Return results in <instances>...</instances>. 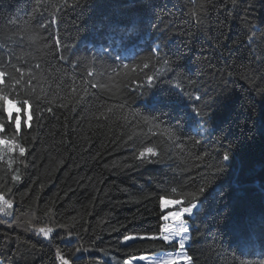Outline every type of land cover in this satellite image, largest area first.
I'll return each mask as SVG.
<instances>
[{"label":"trees","instance_id":"1","mask_svg":"<svg viewBox=\"0 0 264 264\" xmlns=\"http://www.w3.org/2000/svg\"><path fill=\"white\" fill-rule=\"evenodd\" d=\"M77 2L83 11L73 7ZM53 14L57 24L40 28ZM133 22L139 35L127 41V50L112 44L123 63L101 51L109 46L111 26ZM34 33L46 40L30 43ZM157 46L184 74L182 87L201 101L176 94V73L153 55ZM0 60L9 62V71L12 64L23 67L25 78L33 72L39 97L21 111L24 163L13 154L21 180L13 182L0 165V191L13 201L11 209L0 202L11 213H0L1 264H62L58 251L71 264H123L132 256L177 251L160 239L126 247L122 238L159 234L166 214L161 189L195 191L208 183L199 211L186 218V251L194 264L264 260V238L243 247L234 230L237 222L258 225L264 218V0H67V7L64 0H0ZM149 76L156 77L151 85ZM125 103L128 120L141 114L147 126L122 118ZM206 103L212 104L207 131L198 132L190 113ZM170 129L187 145L182 151ZM141 141L156 147L160 163H138L133 153ZM221 144L233 147L234 158L213 181ZM40 227L53 231L45 238L31 230ZM77 248L96 252L77 256Z\"/></svg>","mask_w":264,"mask_h":264},{"label":"snow or ice","instance_id":"2","mask_svg":"<svg viewBox=\"0 0 264 264\" xmlns=\"http://www.w3.org/2000/svg\"><path fill=\"white\" fill-rule=\"evenodd\" d=\"M65 7H67V0H64ZM73 7H81L82 11L83 7L77 2L73 5ZM61 11L60 8H57V12ZM201 16L197 15V22H200ZM57 24V17L55 14L52 16V20L48 24L41 23L40 28L47 30L49 27ZM118 34V35H113ZM139 35V27L136 23H130L127 25H113L109 29V33L106 35V39L109 40V46L106 48H102L101 51L105 53L108 57H114L116 61H120L123 63V57L120 54H117L115 49L112 48V44L116 43L118 45H122L121 51H126V43L130 39ZM30 43L36 44L39 40L45 39L39 33L32 34L29 38ZM251 39V37H250ZM45 48H50L52 45L45 42ZM62 47L59 36L55 37V48L60 49ZM63 51H67V46H63ZM63 51L58 54L59 60H64ZM152 53L155 57H160V49L157 46L152 49ZM55 58V57H54ZM163 59L164 65L171 68L172 71L176 73V83L174 85L175 89L179 90V95L184 96L188 100H195L196 102L201 101L202 97L197 94L195 97L187 91V89L182 87V83L185 80L184 74L177 70V67H173V62L167 59L166 57ZM8 63L3 60H0V165H5L6 168L3 169L6 172H10L11 180L13 182H18L21 180L20 168L14 167L16 164V160L13 157L14 153L19 154L22 158L20 163L23 164L26 153L28 149L25 147L26 140L24 139V135L21 129V111L23 110L25 113L28 112V109L32 107V103L34 100L39 101V97L35 92L34 86L31 85L33 79H35V74L29 70L27 78H25V69L23 67H18L15 64H12L11 67L14 69L13 71H9ZM39 68V65H36ZM124 68H128V64H123ZM149 63H144L143 68H148ZM92 75V73H89ZM231 75V73H229ZM148 84L151 85L153 80L156 79L155 76H149ZM9 81V83H5V81ZM186 82L191 85H195L196 81L191 79H187ZM103 86V85H102ZM95 87V86H93ZM7 89V90H6ZM23 92V99L18 98L19 94ZM147 90L142 92L141 95H147ZM173 93H169L166 97V101L170 102ZM46 99V97H45ZM214 103V102H213ZM19 105V107H17ZM212 106L211 103L204 104L203 107L196 105L192 107L191 110V118L194 119L198 126L199 131H207L205 125L208 123V117H210L211 113L206 111V109ZM127 107V103L119 105L121 110L120 115L123 119L128 120V117L123 114V109ZM13 109H15L16 115L13 116ZM39 110V109H37ZM51 111V108L47 109ZM109 111H112L109 109ZM103 115V113H101ZM115 115V112H113ZM131 120H128V124L130 126H137L141 121H143V125L147 126L149 123V118L144 117L141 114L133 113L131 114ZM31 114H28L27 119L24 121L25 126L30 127L28 121L31 120ZM156 122V118H153L152 123ZM153 135H157L153 133ZM169 137L176 138L175 147L180 149L181 151L187 147L183 140H181L177 133L174 130H169ZM131 140L132 137L130 136ZM189 139L194 144H200L201 141L195 139L194 137H189ZM222 148V162L214 165V172L212 173L213 181L215 179H219L223 177L228 170V162H230L234 158V149L231 145L228 147H224L222 144L220 145ZM219 152L220 149H217ZM134 158L138 161L139 164L144 163H160L161 161L158 159L159 153L156 150L155 146H145L143 141H141L140 145L134 149ZM207 156V153L204 154ZM200 155H197V159H200ZM26 166V165H25ZM211 183L206 185L199 186L195 191H185L182 187L172 186L170 190L161 189L164 194L159 195V207L161 210H165L166 214L161 216V219L165 222L171 221V223H164L159 228L158 235H147V234H126L122 238V243L125 244L126 247H131V244H134L139 241L144 240H156L160 239L164 243L169 245H174L177 251L174 254H169L163 258L157 257L150 259L145 255L140 256H132L123 261V264H139L141 261H147V264H194L193 257L188 254L186 251V244L190 241V227L187 224L186 217H193L198 211L200 207V198L204 196L205 192L211 188ZM8 192H11V189H8ZM220 196H223V193H219ZM0 202L7 208L11 209L13 207V201L5 198L4 192L0 191ZM187 202V203H185ZM179 206V207H177ZM5 207H0V213H4L5 215H11L10 212L5 210ZM170 207L174 210H169ZM32 231L37 232L38 234H42L45 238L49 237V234L53 231L52 228H44L40 227L38 229H31ZM234 230L239 237V244L243 247L254 246L256 242H258L261 238H264V218L259 221V224L253 222L252 220H245L237 222L234 225ZM131 242V243H130ZM82 250L80 248L76 249L77 253H80ZM87 251V249H84ZM57 256L62 261V264H71V261L66 258L59 251L57 252ZM260 264H264V260L260 261Z\"/></svg>","mask_w":264,"mask_h":264},{"label":"rangeland","instance_id":"3","mask_svg":"<svg viewBox=\"0 0 264 264\" xmlns=\"http://www.w3.org/2000/svg\"><path fill=\"white\" fill-rule=\"evenodd\" d=\"M15 109H13V111H14ZM178 207V206H177ZM171 208V207H170ZM187 218V217H186ZM185 218V219H186ZM164 223H171V221H168V222H165L164 221ZM187 245H188V242H187V244H186V247H187ZM94 252H96V250H87V251H83V252H81V253H78L77 254V256H82V255H88L89 253H94ZM176 251H169V252H163V253H158V254H154V255H145V256H147V257H149L150 259H153V258H157V257H160V258H163V257H165V256H167V255H169V254H174ZM1 264V263H0ZM139 264H147V261H141V262H139Z\"/></svg>","mask_w":264,"mask_h":264}]
</instances>
